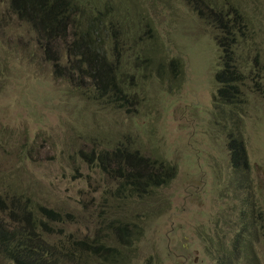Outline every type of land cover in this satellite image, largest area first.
I'll use <instances>...</instances> for the list:
<instances>
[{"label": "rangeland", "instance_id": "obj_1", "mask_svg": "<svg viewBox=\"0 0 264 264\" xmlns=\"http://www.w3.org/2000/svg\"><path fill=\"white\" fill-rule=\"evenodd\" d=\"M218 1L227 14L232 6L245 20L235 55L244 61L242 71L251 72L247 78L254 75L261 87L245 81L240 110L213 108L218 32L184 0H153L143 4L146 10L153 4L149 15L157 37L148 50L157 45L160 56L151 63L140 56L144 80L132 78L140 92L125 112L128 107L118 110L81 96L55 76L32 30L0 0V194L22 195L34 208L72 216L49 225L44 242L63 244L68 234L92 238L98 225L112 241L114 233L102 224L125 216L140 234L129 264H214L204 244L233 236L248 196L237 174L243 172L228 165L227 133L245 146L250 203L264 210V0ZM57 46L49 55L64 67L63 44ZM172 61L176 65L168 66ZM122 143L175 167L171 182L155 191L154 203L120 204L117 181L82 156Z\"/></svg>", "mask_w": 264, "mask_h": 264}, {"label": "trees", "instance_id": "obj_2", "mask_svg": "<svg viewBox=\"0 0 264 264\" xmlns=\"http://www.w3.org/2000/svg\"><path fill=\"white\" fill-rule=\"evenodd\" d=\"M7 1L9 11L34 33L38 50L51 61L53 70L56 68L55 76L70 83L81 96L108 107L120 110L136 103L140 87L135 80H144L139 59L147 57L151 63L160 56L157 45L148 50V44L157 37L149 15L153 4L149 10L143 4L153 0ZM184 1L200 21L218 32L214 36L220 55L219 68L213 74V108L225 105L239 109L246 104L242 91L245 81L253 82L256 90L261 87L254 81V75L247 78L251 72L242 71L244 61H238L235 55L238 37L245 36V20L242 21L235 7H229L227 14L218 0ZM58 43L63 44V59L67 61L64 67L49 55L52 49L59 51ZM257 58L255 50L252 57L255 65L259 63ZM174 65L175 62L168 66ZM142 70H146L145 65ZM129 110L130 107L125 112ZM225 139L228 165L243 172L237 174L243 176L240 187L248 196L244 197L241 222L233 236L229 240L208 239L204 247L214 264H262L264 255L258 254H264V210L261 207L255 210L250 203L251 187L245 186L249 165L243 142L232 133H227ZM85 155L82 154L100 173L117 181L114 194L124 206L137 201L154 203L155 191L166 187L175 177L173 165L157 157H145L123 143ZM0 214L5 219L0 220L3 264H129L140 235L125 216H119L102 224L105 230L114 233L112 241L101 235L102 226L98 225L92 238L68 234L63 244L54 239L44 242L41 236L51 231L49 225L70 222L72 216L45 207L34 208L22 195L13 193L0 194Z\"/></svg>", "mask_w": 264, "mask_h": 264}]
</instances>
